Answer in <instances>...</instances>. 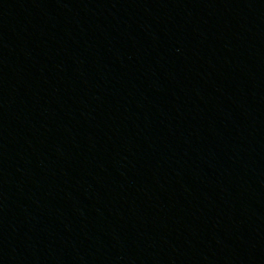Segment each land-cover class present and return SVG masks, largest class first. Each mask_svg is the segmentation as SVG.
<instances>
[{"label": "water", "instance_id": "95a60500", "mask_svg": "<svg viewBox=\"0 0 264 264\" xmlns=\"http://www.w3.org/2000/svg\"><path fill=\"white\" fill-rule=\"evenodd\" d=\"M0 264H264V0H0Z\"/></svg>", "mask_w": 264, "mask_h": 264}]
</instances>
